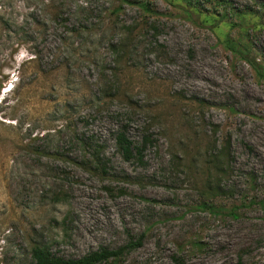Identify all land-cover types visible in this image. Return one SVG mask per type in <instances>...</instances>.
Wrapping results in <instances>:
<instances>
[{
  "label": "rangeland",
  "instance_id": "obj_1",
  "mask_svg": "<svg viewBox=\"0 0 264 264\" xmlns=\"http://www.w3.org/2000/svg\"><path fill=\"white\" fill-rule=\"evenodd\" d=\"M0 3L29 42L0 24V264L141 237L97 264H264V0Z\"/></svg>",
  "mask_w": 264,
  "mask_h": 264
},
{
  "label": "trees",
  "instance_id": "obj_2",
  "mask_svg": "<svg viewBox=\"0 0 264 264\" xmlns=\"http://www.w3.org/2000/svg\"><path fill=\"white\" fill-rule=\"evenodd\" d=\"M141 5L143 8H147L144 3H142ZM2 9L3 6L0 3V24L4 27V30H8L9 33H15L13 42L15 43V45H17L19 42V45L13 47L12 44V47L17 53H19V48L25 47V45H28L29 42L27 41V38L23 33H21L20 31L15 32L14 28L20 26L23 30L24 21L19 22L13 16L8 14L7 10ZM59 15L60 14H57L54 20L59 19ZM63 43L62 45H64ZM38 53L34 54L35 58H38ZM62 53L63 52H58V54L56 55L62 56ZM240 53L245 54V51L241 50ZM56 55H54L55 57H52V59L49 61V64L54 65L57 62L58 58L56 57ZM28 60H25V62ZM245 60L255 69L260 80L264 81V65H260L256 62V60H252L248 57H245ZM23 64H21L20 68H18L20 72H22L21 69L23 67ZM19 77H21V75ZM114 134L117 152L126 162L137 161L139 164L143 165L146 150L148 149V147L153 146L156 142L155 138L151 135L152 133H150L149 129H145L143 135L138 140L133 139L129 135V124H119V127ZM225 151L226 153L223 152L224 154L222 153L218 155H216V153H212L208 160L209 164H212L219 172V175L223 178L228 177L229 171L226 167V164H224L222 167L218 165V159L220 157H229V152H227V149H225ZM95 160L98 161L97 165L99 167L104 166L103 162L99 158V155H96ZM141 245L142 237L136 241H129L126 245H123L117 249L102 248L79 259H66L62 256L55 254L50 246L46 244H37L32 248V264H97L110 260H117L126 251H131L132 249L140 247ZM176 261L178 262V259H176Z\"/></svg>",
  "mask_w": 264,
  "mask_h": 264
}]
</instances>
